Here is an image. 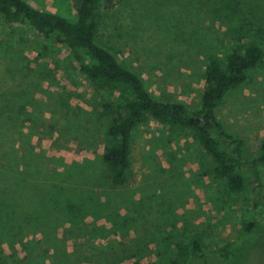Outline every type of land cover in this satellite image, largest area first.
Listing matches in <instances>:
<instances>
[{
  "label": "rangeland",
  "instance_id": "rangeland-1",
  "mask_svg": "<svg viewBox=\"0 0 264 264\" xmlns=\"http://www.w3.org/2000/svg\"><path fill=\"white\" fill-rule=\"evenodd\" d=\"M25 1L76 20L79 0ZM97 42L153 96L196 111L211 57L248 42L264 51V0H101ZM123 115L119 95L94 88L66 46L0 16V264H264V165L263 188L251 178L256 187L232 192L191 132L148 119L115 185L104 155ZM216 116L255 160L264 59ZM247 223L259 227L248 234Z\"/></svg>",
  "mask_w": 264,
  "mask_h": 264
},
{
  "label": "trees",
  "instance_id": "trees-1",
  "mask_svg": "<svg viewBox=\"0 0 264 264\" xmlns=\"http://www.w3.org/2000/svg\"><path fill=\"white\" fill-rule=\"evenodd\" d=\"M100 2L79 0L76 20L70 21L58 14L38 10L25 0H0V16L9 23L29 25L46 39L66 46L94 88L118 94L124 102V115L109 130L113 147L104 155V161L112 170L114 184H125L130 169L132 134L139 124L150 119L191 132L211 157L213 173L225 180L230 191H250L256 181L258 187L262 185L258 168L264 165V141L257 158L246 161L244 141L226 131L216 116V110L229 92L248 81L249 71L263 62V49L248 42L235 48L226 61L211 57L202 106L191 111L182 102H165L153 96L135 72L97 42ZM251 178L256 181H251ZM244 227L248 234H253L259 225L247 223ZM193 246L194 255L202 259V245L198 238L193 240ZM221 255L226 261L235 256L230 247H224Z\"/></svg>",
  "mask_w": 264,
  "mask_h": 264
}]
</instances>
